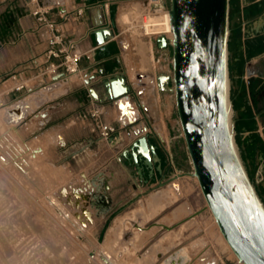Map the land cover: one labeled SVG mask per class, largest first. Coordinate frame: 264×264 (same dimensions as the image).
Segmentation results:
<instances>
[{
	"label": "crops",
	"instance_id": "1",
	"mask_svg": "<svg viewBox=\"0 0 264 264\" xmlns=\"http://www.w3.org/2000/svg\"><path fill=\"white\" fill-rule=\"evenodd\" d=\"M23 1L26 17L19 19L14 40L3 47L6 48L4 56L12 65L9 71L15 75L16 85L25 83L27 87L20 96L12 90L8 103L23 95H39V106L34 111L38 114L32 125L26 124L20 131L24 132V141H40L34 149L42 150L47 156L46 161L53 167L68 168L70 164L66 161L83 159L86 164L79 173L86 174L89 180L104 172L111 180L110 193L113 201L120 204L119 210L142 194L146 187L192 180L193 168L179 120L175 119L177 109L169 91L170 85L163 89L159 84L161 74H170L166 69L170 47L156 48L150 38V42H146L151 47L150 60L144 69L140 54L131 51V44L121 40L120 21L125 24L123 18L128 15L121 14V11L131 0H41L39 9L32 0ZM134 1H142L146 9L152 11H167V0ZM81 9L84 13L79 16L78 10ZM7 10L8 13L14 12L12 6ZM36 11L60 24L66 45L71 44L76 52L91 57L81 61L78 73L68 75L61 71L51 80L41 77L51 35L35 15ZM100 28H109L114 35L106 42V51L100 50L94 35ZM230 29L232 92L243 90L245 93L244 100L239 101V109L232 99L234 118L236 124L238 121L243 124L242 118L248 113L253 130L245 132L244 136L256 133L264 143V0H231ZM151 57L157 67L148 70L152 65ZM142 75L147 78H140ZM121 102L128 105L133 121L120 109ZM94 107L101 111L105 123L117 129L114 136L117 139L113 143L101 138L90 116ZM50 135L59 142L46 146L45 138ZM142 136L148 138L152 164L146 151L135 146ZM34 149L28 148L27 155ZM249 164L252 181L264 203V156L249 160ZM130 195L133 197L126 200ZM122 214L125 213L118 216ZM103 220L107 221V217ZM124 221V218L119 220L120 229ZM158 244V250L169 247L168 242L161 244L159 241ZM166 255H170V251ZM161 260L158 259L157 263ZM165 264H191V260L183 249L167 258Z\"/></svg>",
	"mask_w": 264,
	"mask_h": 264
},
{
	"label": "rangeland",
	"instance_id": "2",
	"mask_svg": "<svg viewBox=\"0 0 264 264\" xmlns=\"http://www.w3.org/2000/svg\"><path fill=\"white\" fill-rule=\"evenodd\" d=\"M40 1L34 2L38 9ZM9 6L14 8V12L8 13L7 7ZM169 8V0L166 2L167 11H152L146 9L142 1L131 0L126 2L125 9L121 11V14H128L123 18L125 24L120 21L121 40L131 44V51L140 54L144 69L145 64L150 60L151 53V47H148L146 42L153 38L154 45L158 48L156 39L160 36H167V34H157L145 30V24L151 18L169 13ZM24 10L23 0H0V156L3 155L7 159L9 157L15 162L27 161L28 173H30L23 174L16 163L6 165L0 161V214L6 218L11 235H13V245L20 251V255L28 260L49 261V259H53L59 264H101L96 250L99 247L102 248L104 244H109L103 248L116 249L115 253L111 251L114 255L117 254L116 256L125 264H165L167 258L183 249L188 253L191 264H213V262L216 264H241L223 242L220 232L216 228L212 212L194 177L192 180H182L180 184L177 180L172 182L171 187L174 186L173 184H177L180 195H170L168 198H172L176 202L168 199V204L159 207L158 210L161 208V211L158 213H154L155 211L151 213L152 210L148 209L146 204L153 195L170 192L169 190H172L170 185L169 187L167 185L154 188L146 187L144 192L133 198L127 206L120 210L118 207L110 218V215L107 216V221L102 218L95 219L94 225L84 233L78 231L77 226L81 227V222L74 215L63 223L62 217L54 214L46 196L56 194L64 186H80L82 188L83 178L81 175L84 173L79 172L84 168L86 160L66 161L70 164L68 168L57 165L53 167L49 161H46L47 156L42 150L34 149L40 141L36 140L31 143L24 141V132H20L21 128L26 124L32 125L37 112H33L15 127L6 126L2 121L1 112L5 107L21 102L28 96L23 95L8 103L13 94L12 90L16 93L15 95L19 96L23 91L16 92L14 90L19 84L16 85L13 78L15 75L9 71L12 65L8 63V57L4 56L6 48L3 47L16 37L17 23L27 14ZM172 54L170 47L166 65V69L170 73L172 71ZM151 60L152 65L148 70L157 67L153 57ZM233 84L231 75V89ZM13 97L16 98V96ZM172 100L175 101L174 94ZM177 118L179 120L176 110L175 119ZM133 119L134 116L129 120L133 121ZM54 141L59 142V139H55L51 135L45 138L46 146L51 145ZM28 148L34 149L30 155L26 153ZM48 152V155L53 157V154ZM183 168L186 169V166ZM86 179L89 181L87 176ZM131 197L133 196H128L126 200ZM141 206L147 210H142ZM167 206L169 207L166 208ZM155 210L157 211V208ZM142 211L150 213V215L142 213ZM198 211H201V214H198ZM138 212L141 216L138 215ZM121 213L125 214L118 216ZM131 215L135 216L131 217ZM144 215L145 219L148 218L147 221L144 219ZM122 218L125 219V226L123 225L120 229L119 220ZM116 238H118L117 241ZM156 239H159L161 244L168 242L169 247L158 250L159 244L154 242ZM113 240L118 243L116 244L118 247ZM168 251H170V255H166ZM158 259L162 260L157 263Z\"/></svg>",
	"mask_w": 264,
	"mask_h": 264
},
{
	"label": "water",
	"instance_id": "3",
	"mask_svg": "<svg viewBox=\"0 0 264 264\" xmlns=\"http://www.w3.org/2000/svg\"><path fill=\"white\" fill-rule=\"evenodd\" d=\"M169 1L173 39L160 36L156 41L160 49L172 48V71L161 74L159 84L163 89L170 85L174 94L191 175L198 179L208 208L240 262L264 264V203L240 154L234 118L231 0ZM94 35L101 51H106V42L114 38L109 28H100ZM124 91L128 92L127 87ZM116 139H110L111 143ZM135 146L146 151L152 164L148 138L140 137ZM81 178L83 187L72 190L69 200L73 212H87L90 206L97 219H103L119 207L104 172L90 181L85 174ZM66 192L61 190L62 196Z\"/></svg>",
	"mask_w": 264,
	"mask_h": 264
},
{
	"label": "bare ground",
	"instance_id": "4",
	"mask_svg": "<svg viewBox=\"0 0 264 264\" xmlns=\"http://www.w3.org/2000/svg\"><path fill=\"white\" fill-rule=\"evenodd\" d=\"M145 30L151 31V32H154L157 34H165V35L167 34V36L170 39H173V30H172V26H171L170 13H164L163 15H161L159 17L151 18L150 21L145 24ZM140 78L146 79L147 76L142 75ZM38 106H39V95L32 94V95L26 97L21 102L16 103L15 105L5 107L1 112L2 121L6 126L9 125V126L15 127V125L20 124L24 119L28 118L29 115H31ZM120 109L122 110L124 115H126L128 118L132 117V112L130 111V109H129L128 105H126V103L121 102L120 103ZM0 161L2 163H5L6 165H9L10 163H13V164L16 163V166L18 167V169L23 174H25V175L30 174V173H28V162L27 161H22V162L16 161L15 162V161H12L11 159H9V157H8V159L5 158L4 162L1 159H0ZM26 167H27V169H26ZM194 178L199 185L198 179L196 177H194ZM109 181H111V180L109 179ZM110 184H111V182H110ZM173 185H174L173 187H171V185H170V189H172V190L168 189L170 192L165 191L167 193H161V194H158L155 196L153 195V197L151 199H149V201L146 205H147L148 209L152 210L151 213H153V211H155L154 213H156V212L158 213V211H161L160 210L161 208L159 210H158V208L164 207L165 205L168 204L167 203L168 199L169 200L172 199V198L170 199L168 197H170V195L174 196L173 194H175V195L178 194V188L179 187L177 186V184H173ZM199 187H200V185H199ZM63 189H66V191H67L66 196H62V194H61V190H63ZM74 189L78 190L79 188L74 187V186H70V185L61 187L56 194L47 195L46 199H47L49 206L54 211V214L56 213V214H58V216L62 217L63 223L66 220H68L72 215H74L76 217V219L81 222V224H80L81 227L77 226L78 231L84 233L85 230H87L88 228H90L94 225L95 219H97V217L95 215L96 212L94 209H92L89 206H88L87 212H84L83 210H79L78 215H77V213H75L71 210L69 200H71L73 197L74 193L72 192V190H74ZM179 195L180 194H178V196ZM177 198H179V197H177ZM177 198H176V200H177ZM172 202L175 203L176 201H173V199H172ZM172 202L170 201V203H172ZM141 207H143L142 210H145L144 206H141ZM156 208H157V211L155 210ZM82 209H84V207H82ZM205 209L207 210V208H205ZM148 212H150V211H148ZM142 213H147V212L142 211ZM200 213H201V211H198V214H200ZM139 214L140 213L138 212V215ZM147 214L150 215V213H147ZM135 215H131V217H134ZM138 215H136V216H138ZM145 215H144V219L146 217ZM2 216L0 214V259H1L0 264H2V263L3 264H44L46 262H47V264H59L57 261H55L53 259H49V261L48 260L43 261V260H38V259H36V260L24 259V256L20 255V251H18V249L13 245V241H12L13 235H11L10 228L6 222V218L5 217L3 218ZM139 216H141V215H139ZM213 217H214V215H213ZM142 218H143V216H142ZM147 219H145V220L147 221ZM214 220H215L216 228L220 232L219 234L222 237L223 242L225 243L227 248H229L230 252L237 259V261L240 262V260L235 255V253L231 249L230 245L228 244V242L224 238L223 234L221 233L215 217H214ZM183 228H184V225H183ZM179 231L181 233L182 229ZM117 239L118 238H116L115 240L117 241ZM116 241H114L115 245L118 244ZM158 241H159V239L155 242H157V244H158ZM112 245L114 248L118 247V245H116V247L114 244H112ZM104 246L107 247V246H109V244L108 245L104 244ZM103 247L102 248L99 247L98 250H96L97 251L96 252L97 257H98L99 261L101 262V264H123V262L120 260V258L116 256L117 254L114 255V253H115L114 251L116 249H114V250L111 249L114 252L113 253L111 250H109L112 247H110V248L108 247L107 249L103 248ZM148 251H149V249L147 250V252ZM241 264H243V263H241Z\"/></svg>",
	"mask_w": 264,
	"mask_h": 264
},
{
	"label": "built area",
	"instance_id": "5",
	"mask_svg": "<svg viewBox=\"0 0 264 264\" xmlns=\"http://www.w3.org/2000/svg\"><path fill=\"white\" fill-rule=\"evenodd\" d=\"M33 3L37 0H32ZM84 11L78 10V15L81 16ZM35 15L39 16V21L44 23L50 33L49 45L50 48L47 51L46 55V66L41 71V77L47 79H54L58 76L61 71L68 75H73L78 73L79 65L81 61L87 57L91 58L88 55H83L76 52L73 45H66L65 37L61 26L54 20H49L46 15L41 11H36ZM15 78V76L13 77ZM25 83H20L15 87L16 92H21L26 89ZM91 118L94 120L96 127L100 133V136L103 140L109 141L117 133V129L111 125L104 122L102 118V113L99 109L93 108L90 112ZM0 159L4 162L5 158L2 155Z\"/></svg>",
	"mask_w": 264,
	"mask_h": 264
},
{
	"label": "trees",
	"instance_id": "6",
	"mask_svg": "<svg viewBox=\"0 0 264 264\" xmlns=\"http://www.w3.org/2000/svg\"><path fill=\"white\" fill-rule=\"evenodd\" d=\"M233 70V65L231 66ZM245 98V93L243 90L240 93L232 92V99L234 100L236 109H239L240 103L239 101H243ZM244 123L242 124L241 121L237 122L236 124V132H237V139L239 144V151L242 156L243 162L250 174V177L253 179V174L250 170L249 160L255 161L258 156H264V143L256 133H251L247 136H244L245 132H249L253 130V121L248 115H244L242 118Z\"/></svg>",
	"mask_w": 264,
	"mask_h": 264
}]
</instances>
